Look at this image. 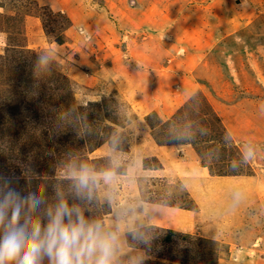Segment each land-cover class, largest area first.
Returning a JSON list of instances; mask_svg holds the SVG:
<instances>
[{
  "label": "rangeland",
  "instance_id": "obj_1",
  "mask_svg": "<svg viewBox=\"0 0 264 264\" xmlns=\"http://www.w3.org/2000/svg\"><path fill=\"white\" fill-rule=\"evenodd\" d=\"M62 1L63 8L57 10L49 5L57 0H0V54L4 55L0 57V139L3 140L0 172L16 174L14 161L26 163L32 154L35 172L29 179L41 183V174L50 176L52 180L47 178L44 182L49 190L54 178L70 174L76 161L74 156L60 154V160L43 171L41 163L49 146L41 141L51 139L56 153L71 148L77 153L78 162L100 172L107 167L110 142L117 139L128 167L133 173L137 169L131 181L121 176L117 202L126 200L138 221L146 226H155L147 210L151 202L189 209L194 216L195 224L190 221L184 227L190 230L174 228L171 223L162 231L151 227L149 234L154 239L150 258L167 264H264V0H169L172 11L168 13L165 3H160L163 17L157 28L153 32L145 29L147 33L158 34L155 37L159 42L152 44L158 50V59L151 82L166 83L163 70L172 80L170 86L167 83L161 90L171 93L170 106L175 109L163 120L186 113L182 123L179 118L175 120L184 128L181 139L187 137L198 144L200 151L192 143H184L196 151L193 155H185L181 148L186 146L180 147L178 140L171 139L174 127L160 126L163 120L153 114L157 111L142 112L139 105L133 104L134 93L130 97L122 86V74L115 71L116 64H122V47L126 45L122 44V26L115 21L117 28L112 29V35L103 27L99 33L100 26L85 19L92 0ZM31 17L40 20L41 33L35 32L34 26L27 22ZM167 30L173 31L166 33ZM145 32L141 34L144 36ZM52 35H57L62 43L54 45L51 62L38 65L37 50L42 48L44 38ZM168 40L171 45L165 51ZM13 46L22 51L11 59L6 51ZM110 46L119 51H107ZM14 58L16 62L12 61L11 67L9 62ZM185 58L195 59L198 66L209 65L211 78L204 79L197 70L189 69L195 62L186 64ZM7 65L12 69L16 65L17 69L13 70L20 81H13L15 73L11 74L13 70ZM134 66L144 68L145 64L134 63ZM185 74L202 83L186 101V96L179 99L183 84L180 77ZM29 102L44 106L45 113L72 114V120L81 125L89 116L101 126V135L80 128L76 139L66 134L58 136V131L66 128L61 126L41 141L38 137L31 140L30 131L6 114L7 106L20 103L26 106ZM81 106L87 109L82 110ZM159 110L163 113L162 108ZM77 112L78 116L74 117ZM216 116L234 138L236 147L229 144L225 147L221 142V131L228 136ZM146 117L156 128L148 124ZM203 117L210 123L214 118L210 129L205 131L203 120L207 121ZM8 126L12 130L3 132ZM165 130L168 137L164 136ZM93 135L108 140L98 137L95 144L89 139ZM211 135L219 139L213 141ZM149 140L173 147L176 160H172L170 167L158 168L163 166L162 159L148 149ZM204 164L212 169L204 168ZM233 177L242 185L234 187L226 182L225 178ZM61 189L71 196L70 188ZM107 208L111 212L106 214L105 223L113 212ZM219 211L225 216L223 219H219ZM166 229L179 232L173 242L161 240ZM157 236L160 237L155 243Z\"/></svg>",
  "mask_w": 264,
  "mask_h": 264
},
{
  "label": "clouds",
  "instance_id": "obj_2",
  "mask_svg": "<svg viewBox=\"0 0 264 264\" xmlns=\"http://www.w3.org/2000/svg\"><path fill=\"white\" fill-rule=\"evenodd\" d=\"M58 41L57 35L44 38L38 65L54 59ZM107 161L100 172L87 163L73 165L62 177L70 181L71 196L57 185L51 202L47 187L29 179L35 172L32 154L26 163L14 161L16 174L0 172V264H146L154 239L150 227L138 221L126 200L117 202L121 176L135 178L119 140L110 142ZM100 201L113 209L108 223L88 211Z\"/></svg>",
  "mask_w": 264,
  "mask_h": 264
},
{
  "label": "crops",
  "instance_id": "obj_3",
  "mask_svg": "<svg viewBox=\"0 0 264 264\" xmlns=\"http://www.w3.org/2000/svg\"><path fill=\"white\" fill-rule=\"evenodd\" d=\"M163 2L165 3L164 4L165 7L167 6V12L170 13L172 10L169 8L171 4L169 0L167 1L157 0V4H156V0H92V2H90L91 3L90 9L86 14L85 19H87L89 22L92 21L93 23H97L100 26L99 33L101 32V27H103L105 29H109L110 30L109 33H111L112 35V29L117 28L116 25L117 22L119 23V25L122 26V30L124 31L127 30V32L125 31L126 32L125 34H123L124 31H122V44H124V42L126 43L125 48L122 47V64L120 63L116 64L115 71L121 72L122 86L125 87L124 89L128 90L129 92L128 95L131 97L133 95L132 93H134L135 96L134 95L132 96L134 98L132 99V101H134L133 102L134 105H139V107H141V110H143L142 112L145 113H149L150 111L151 112L157 111L160 118L167 119V117H170V115H172L175 107L170 106L172 101L171 93L170 94L164 93V90H161V88L166 86L165 84L167 83H168L167 85L170 86L169 82H171L172 80H170L168 73H166V71L163 70L162 73H165L166 75L165 78L166 83H164V81L151 82L150 77L152 76V72L155 69L153 66H156L155 61H157L158 59L157 57L158 50H155L152 44L154 43L159 45V42L156 40L155 37L158 36V34L156 35L155 33L145 32V29L152 30L153 32L154 29L157 28L159 24L158 23L159 20L163 17L161 14V11L163 9L159 6V4ZM62 4H63L62 0H57L56 3L53 2V4H49V5L52 7V9L58 10L63 8L61 7ZM27 22L34 26L33 29L35 30V32L39 33L40 30L42 31V28L40 26L41 24L40 20L38 21L36 17H31L27 19ZM165 25H167L166 21H165ZM29 29L30 28H28V30ZM171 31L173 30H167L166 33ZM128 32H136L137 34L135 35L134 33L129 34ZM142 32L143 33L145 32L146 35L143 36V34H141ZM170 38L171 37H169V39ZM168 44L171 45L170 40H168V42L165 41L163 48L165 49V51H169ZM111 48L112 47L110 46L107 51L109 50H112V52L119 51L117 47H113V49ZM195 61H196L195 59L193 61L191 60V58H185L184 63L187 62L186 64H188V63H193ZM134 63L135 64L137 63V65L145 64V67L138 68L139 66H134ZM196 63L197 62H195L194 64H190L188 68L192 70H197L198 75L200 73L201 74L200 77L204 79L211 78L209 77V74L211 73V67L204 63L198 66L197 65L198 63L197 64ZM180 78L183 84L180 87L182 91L179 96V99L182 100L181 97L186 96V99L184 100L186 101L194 93L193 92L194 90L196 91V89L200 88L202 83L198 81H193V79L186 74ZM159 100L161 105L160 107L158 106ZM184 101H181V103H183ZM159 108L163 109L162 110L163 113L160 112ZM147 145H148V149L152 150L153 156L162 159L161 161L163 163V166L160 169L165 170L168 166L170 167L173 159L176 160L175 159L176 154L174 153L173 147L171 149V146L169 145L155 144L151 142V140L148 141ZM187 145L186 144L179 145L180 147L186 146V148H181L184 149L183 153L185 152V155L186 154L188 155V153L189 155L190 153L191 155H193V153L195 154L196 151L191 146L189 148V145L188 146ZM122 152L128 153L130 152V150L128 151L124 150ZM180 169L182 170L183 167H180ZM136 171L137 169L134 170V173H136ZM243 193L244 192H242L241 195H243ZM249 194L251 193H248V195ZM165 206H166L165 204H157L152 202L147 206L151 224H155L163 228L168 227L169 224H167V222L159 221L157 219V216L162 215V211H164L165 214H167V211H170L169 210L170 208L176 209V207L166 206L170 208H164ZM182 210L189 212L185 216L188 217L187 219H190L192 225H194L195 220H194V216L192 215V211L189 209H182ZM168 213H171V211ZM172 227L181 230L186 229V228L175 227L173 225ZM186 230H190V228Z\"/></svg>",
  "mask_w": 264,
  "mask_h": 264
},
{
  "label": "trees",
  "instance_id": "obj_4",
  "mask_svg": "<svg viewBox=\"0 0 264 264\" xmlns=\"http://www.w3.org/2000/svg\"><path fill=\"white\" fill-rule=\"evenodd\" d=\"M58 42L62 43V39H59ZM10 51H11V53H10ZM19 51H22V50L20 48H17L15 46H13V47H10L6 52L8 54V57L10 56L11 59H12L14 56H16L17 52H19ZM0 57L2 58V57H4V55L0 54ZM12 61L16 62L15 58H14V60H10V62H9V63H12L11 67H13V65H14ZM11 67L8 66L9 69H12ZM13 69L14 70L17 69L16 65H15V67ZM14 70L10 71V73L11 74L15 73ZM17 75H18V73L16 72L14 74V77H12L13 81L14 80L20 81V78ZM1 80H3V79H1ZM24 93L25 92H23V94ZM34 101H36V100H34ZM23 105H25V104L24 103H20V104H15V105L12 104L10 107L7 106L8 108L6 107V109H7V113L6 114H9L8 117L10 119L19 121L18 122V126H19V124H21L24 128H26L27 130L30 131V135L29 136H30L31 140H33L34 138L38 137V139L41 141L42 138L48 137L54 130L61 129L62 128L61 126H64L66 128L62 129L61 131H58L59 132V133H57L58 136L66 134L68 137H71V138L74 137L75 138V135L79 134L80 128H82L83 130L85 128L86 131L91 132L92 134H93V131H95V134L97 133V135H98V133H99L101 135V131H100L101 130L100 129L101 126H99V123L96 122V121H93L92 120L93 118H91L89 116H87L86 119L83 118L84 119V124H83L84 126H83V125H81V123H75V120H72L73 119L71 117L72 114L64 115L65 112L62 113L61 115H57V113L56 114H54V113H45V109L46 108L44 106L35 105V104H32V102L27 103L26 106H23ZM84 107L85 106H81L82 110L87 109V108H84ZM78 113L79 112H77L74 117H76V115L78 116ZM153 114H155V115H157L159 117L157 112H153ZM186 117H187L186 113H182L181 115L177 113L176 116H172V118L169 119V120H163L162 118H160L161 120H163L160 126H162V125L163 126H168V127L172 126V127L175 128V133H180L181 134V132L184 130V128L182 126H178L179 123H177L178 121H176L175 119L179 118L181 120L180 123H182L183 119H185ZM216 117H217V119L219 121L220 128L221 129H225V135L227 134V136H228V138H226L224 136V133L221 131V135H222L221 142L224 143L225 147H229V146L236 147L235 142H234V138L232 137L230 132L226 129V126L223 124L221 118L219 116H216ZM197 119L201 120L202 117H198ZM203 119H205L207 121V123H206L203 120V123H204V125L206 127L204 129V131L210 129V125H212L211 123L214 122V118H212L211 123H210L208 118L203 117ZM146 120H147L148 124L153 129L156 128V125H154V123L151 122L149 117L148 118L146 117ZM187 120L189 121L190 119H187ZM195 121H196V119H195ZM101 124L102 123H100V125ZM15 126H17V123L15 124ZM110 127H112V126H110ZM212 129L214 130L213 127H212ZM11 130H12V127L8 126V127L4 128L3 132L7 133V132H9ZM166 132H168V130L164 131V136L168 137V135L165 134ZM172 134H174V133H172ZM97 135H93V136H91L89 138V139L95 141L94 142L95 144L98 143L97 140L99 138H104L105 139L104 141L108 140L107 138H105V136H100V135L97 136ZM211 136L213 137V141L219 139V138L215 137L214 135H211ZM62 137H64V136H61V138ZM184 137H186V136H184ZM61 138H60V141H62ZM225 139H227L228 141L226 142ZM85 140H88V139L84 138V141ZM63 141L65 143L66 139H63ZM41 142H45L44 146H49V147L51 146L50 149L48 147V150H45L46 151V155L43 158V162L41 163V167H42L43 171L48 169L51 164L56 163L57 160H60L59 159V155L60 154H63V156L65 154H68L71 158H72V156H74V159H75L74 161H76V162H74L73 165H75L77 163H80V162L77 161V159H78L77 153L74 152L71 148H66L65 151L56 153L55 152L56 150L52 149L53 143H52L51 139L45 140V141H41ZM176 143H178V144L192 143L194 148L197 151H200L198 149V147H199L198 144L196 142L192 141V140H189V138H187V137H186V139H179L178 141H176ZM227 144H229V146ZM84 145L87 147V144L84 143ZM213 146H215V145L213 144ZM55 153H56L57 157L55 156ZM204 166L208 167L209 170L212 169L211 165H209V164H204ZM158 168H162V164H161L160 167L158 166ZM226 174L227 173H222V175H226ZM41 175H42V178H41V181H40L41 184H44V182H47L46 181L47 178H49V180H52V178L50 176L45 177L43 174H41ZM216 175H220V173H216ZM54 179H55L54 183L51 182L50 186H48V188H49L48 193L51 192V196H52L53 191L57 187V185H59L60 188H64L65 186H67V188H70V190H71L70 181H68L66 179H63V178L59 179L57 177H55ZM51 196L49 194L50 202H51ZM154 202H156V201H154ZM107 207H109V206L105 205L102 201H100V202L94 203L92 205H89L88 206V211H89V213L91 215H93V216H95L97 218H101V219L104 220L106 214L111 212L110 210L107 211L108 210ZM185 208H188V207H185ZM149 227L150 228L151 227L152 228H156V229H158L160 231H162V229H165L163 227L156 226V225L155 226L154 225H152V226L150 225ZM163 231L165 233H163V236L161 235V240L163 242H165V243L173 242L174 236L176 235V233H179V232H176L173 229H166V230H163ZM159 237L160 236H157V238L155 239V243H157ZM150 252L151 251H149V256H151ZM158 261L156 262L154 259L149 257V259L146 261V264H167V263H169V262L165 263L163 260H160L159 262Z\"/></svg>",
  "mask_w": 264,
  "mask_h": 264
},
{
  "label": "bare ground",
  "instance_id": "obj_5",
  "mask_svg": "<svg viewBox=\"0 0 264 264\" xmlns=\"http://www.w3.org/2000/svg\"><path fill=\"white\" fill-rule=\"evenodd\" d=\"M233 179H234V177L231 179L225 178L226 182L229 184L231 183V185L234 187L242 185V182H240V181L237 182V181H234ZM220 182L223 183V181H220ZM211 185H212V183H211ZM240 190H241V188L239 189V191ZM166 208H170V207H166ZM169 210L171 211V213H168L170 211H167V214H165V212L162 211V215L157 216V219L159 221L171 223L172 225L180 227V228H184V227L188 226V224L190 223L191 220L187 219L188 217H186L185 215L188 214L189 212L184 211L182 209H175V208H173V209L170 208ZM158 213H159V211H158ZM219 214H220L219 219H223V217H225L220 211H219Z\"/></svg>",
  "mask_w": 264,
  "mask_h": 264
}]
</instances>
